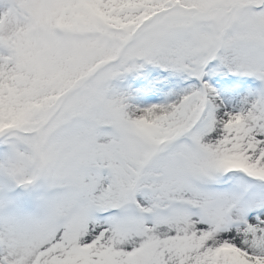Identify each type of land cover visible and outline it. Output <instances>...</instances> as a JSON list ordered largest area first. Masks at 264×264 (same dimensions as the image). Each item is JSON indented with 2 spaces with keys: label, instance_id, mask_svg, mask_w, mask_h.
Listing matches in <instances>:
<instances>
[{
  "label": "snow or ice",
  "instance_id": "6c2138e0",
  "mask_svg": "<svg viewBox=\"0 0 264 264\" xmlns=\"http://www.w3.org/2000/svg\"><path fill=\"white\" fill-rule=\"evenodd\" d=\"M0 264H264V0H0Z\"/></svg>",
  "mask_w": 264,
  "mask_h": 264
}]
</instances>
